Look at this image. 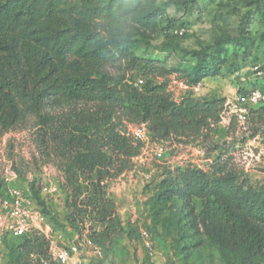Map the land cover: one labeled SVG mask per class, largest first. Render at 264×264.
Masks as SVG:
<instances>
[{
	"label": "rangeland",
	"instance_id": "rangeland-1",
	"mask_svg": "<svg viewBox=\"0 0 264 264\" xmlns=\"http://www.w3.org/2000/svg\"><path fill=\"white\" fill-rule=\"evenodd\" d=\"M93 1L100 6L107 0ZM130 5L135 14L153 13L155 27L147 32L132 28L114 41L131 40L127 51L134 58L159 65L161 70L152 79L164 82L173 100L191 93L180 83L190 84L202 51L207 63L215 56L220 66L194 97L225 98L227 106L241 92L264 91V0H130ZM133 56L117 54L104 71H93L90 78L98 85L107 77L143 82L135 73L138 62ZM69 60L70 69L79 70L76 60ZM95 103L78 102L51 114L63 119L75 109H92ZM123 125L127 132L143 127L147 140L130 170L104 182L120 231L98 250L83 247L89 250L88 264H264V258L219 240L215 230L197 217L201 199L188 190V183H194L197 188L213 186L232 198L264 201V105H254L243 119L227 106L218 125L197 137L162 138L148 124L123 120ZM42 133L39 116L31 113L1 135L0 172L9 163L21 185L33 184L50 224L49 236L59 248L85 239L90 227L97 226L87 217L73 223L70 190L56 144L45 143ZM157 143L165 147L162 158L151 151ZM218 157L227 163L221 174L213 171ZM45 186L52 191L41 190ZM165 189L171 196L160 200ZM21 242L0 232V264H57L46 247L25 255Z\"/></svg>",
	"mask_w": 264,
	"mask_h": 264
},
{
	"label": "trees",
	"instance_id": "trees-1",
	"mask_svg": "<svg viewBox=\"0 0 264 264\" xmlns=\"http://www.w3.org/2000/svg\"><path fill=\"white\" fill-rule=\"evenodd\" d=\"M63 21L69 24L62 26ZM154 27L153 13L135 14L130 0H107L100 6L93 0L0 3V136L26 115L39 116L45 143L56 144L75 214L72 221L92 219L97 227H90L87 237L99 248L120 231L104 182L130 170L142 149L123 120L148 124L162 138L197 137L218 125L227 110L225 98L199 99L191 92L173 100L166 84L152 79L160 66L134 58L127 51L131 40L114 41L132 28L147 32ZM117 54L133 56L138 62L135 73L143 82L132 77L118 81L107 77L101 85L93 82L91 73L104 71ZM70 58L79 70L70 69ZM218 66L219 59L212 56L207 63L202 51L189 85L214 76ZM90 100L96 101L92 109H75L63 119L51 114ZM226 168V161L218 157L213 171L221 174ZM29 185L36 198L37 190ZM188 190L201 199L197 217L215 230L219 240L264 258V201L232 198L213 186L197 188L194 183H188ZM170 196L165 189L159 199ZM17 239L25 255L43 247L49 250L42 234Z\"/></svg>",
	"mask_w": 264,
	"mask_h": 264
},
{
	"label": "built area",
	"instance_id": "built-area-1",
	"mask_svg": "<svg viewBox=\"0 0 264 264\" xmlns=\"http://www.w3.org/2000/svg\"><path fill=\"white\" fill-rule=\"evenodd\" d=\"M182 30L183 28L180 29V32ZM254 69L259 75L263 73L258 66H255ZM205 80L191 86L184 82L180 84L183 88L196 93L207 84ZM227 104L232 114L238 119H243L251 107L256 104H264V91L259 88L249 89L239 93L233 101ZM128 134L141 143L147 140L143 127H136L128 131ZM151 151L157 158H162L165 154V147L157 143L152 145ZM41 190L52 191L48 186L42 187ZM0 232L14 238L29 233L44 235L49 241V251L57 264H88L87 255L89 250H84L83 247L91 246L95 250L99 248L86 236L85 239H75L69 245L56 247L53 238L49 236L51 228L47 216L36 201L29 182L21 185L16 170L9 163L4 164L0 172Z\"/></svg>",
	"mask_w": 264,
	"mask_h": 264
}]
</instances>
